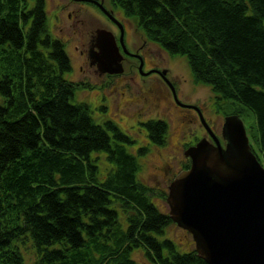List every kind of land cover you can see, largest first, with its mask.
<instances>
[{
  "label": "trees",
  "instance_id": "trees-1",
  "mask_svg": "<svg viewBox=\"0 0 264 264\" xmlns=\"http://www.w3.org/2000/svg\"><path fill=\"white\" fill-rule=\"evenodd\" d=\"M108 2L147 39L186 56L219 109L229 101L254 113L262 157L252 148L264 161V0ZM71 68L45 0H0V264H208L159 237L173 220L152 196L168 192L138 177L130 135L74 101L85 83L63 76ZM142 123L151 142H166L165 120Z\"/></svg>",
  "mask_w": 264,
  "mask_h": 264
},
{
  "label": "rangeland",
  "instance_id": "rangeland-1",
  "mask_svg": "<svg viewBox=\"0 0 264 264\" xmlns=\"http://www.w3.org/2000/svg\"><path fill=\"white\" fill-rule=\"evenodd\" d=\"M68 1L45 0V8L49 31L53 36L59 37L65 42V48L71 60L72 68L63 72V76L75 82H85L84 87L76 88L74 101H86L91 106L92 116L96 120L109 117L130 135L134 142L127 148L137 155L140 163L138 177L148 185L156 189H164L167 193L170 181L188 160L185 155L186 144H194L197 139L208 136L207 130L198 116H194L188 108L175 104L172 97L173 91L165 79L164 82H161L162 84L158 85L155 78H147L144 75L134 74L130 79L127 75L118 76L119 74H117L110 81L105 77L97 76L94 69L86 64L87 54L84 56L80 52L83 48L85 49V36L89 30L103 23L105 28L119 36L120 29L123 28L121 24L125 25L128 31L136 29L137 24L133 17L127 16L120 7L111 5L118 22L106 23L95 17L94 12L99 10L94 4L70 0L71 2L69 1V4L63 9V2L67 3ZM105 2L109 4L107 0ZM73 10H77L76 12L79 14L75 15L76 12ZM69 13L71 14L69 15ZM135 31L138 34L135 39L138 42H142L143 39L149 40V48L154 53V57L158 59V63L165 66V69H169L166 76L174 85L175 92L181 102L197 105L217 134L221 133L224 116L233 111L238 113L244 121L251 145L262 157L254 138L256 119L250 109H245L242 105L229 101L222 103L219 109L218 100L211 87L194 81L186 56L172 55L159 43L147 39L140 29ZM158 53H161L163 57H159ZM127 69L123 68L122 72ZM134 72L136 71L133 70L132 73ZM141 76L145 78H141ZM136 80H138L137 83H135ZM101 104L106 106V112L99 108ZM154 118L167 122L168 135L163 144L151 142L146 127L142 123ZM140 147L146 149L143 154L138 152ZM102 163L106 164L104 161ZM262 163L264 165V161ZM103 164L99 165L100 175H105L106 172L103 171ZM152 198L159 208L168 212L169 205L166 199L158 195H153ZM159 237L173 239L181 251L195 248L192 234L174 222L168 225L165 232ZM24 251L28 260L34 256L26 249ZM133 256L139 263L144 259L140 251H135Z\"/></svg>",
  "mask_w": 264,
  "mask_h": 264
},
{
  "label": "water",
  "instance_id": "water-1",
  "mask_svg": "<svg viewBox=\"0 0 264 264\" xmlns=\"http://www.w3.org/2000/svg\"><path fill=\"white\" fill-rule=\"evenodd\" d=\"M96 33L99 53L90 56L101 71L122 72L111 31L98 28ZM168 72L160 70L176 102L195 108L208 133L185 150L189 166L170 181L168 215L192 234L197 254L208 264H264V165L244 121L229 113L217 134L197 105L179 100Z\"/></svg>",
  "mask_w": 264,
  "mask_h": 264
},
{
  "label": "flooded vegetation",
  "instance_id": "flooded-vegetation-1",
  "mask_svg": "<svg viewBox=\"0 0 264 264\" xmlns=\"http://www.w3.org/2000/svg\"><path fill=\"white\" fill-rule=\"evenodd\" d=\"M69 1L67 3L63 2V5H64L63 9L69 4ZM72 1L79 2V3H81V2L92 3L99 10V11L94 12L95 17L100 18L101 20H104L106 23L118 22V19L116 18V15L114 14L113 7L110 5V3L109 4L106 3L105 0H72ZM99 1H101L102 4L98 3ZM73 11L76 12L77 10H73ZM101 13H102V15H101ZM70 14L71 13H69V15ZM78 14H79V12L75 13V15H78ZM125 23H126V19H125ZM121 26L123 28L120 29L119 36L116 33L113 34L112 31H111V33L114 36L115 41L119 47V52H120L121 57H122V59H121L122 64H123L122 66H123V68H128V69L124 72H108V71L104 72V71H101L99 69V68H101L99 66V62L95 61V59H93L90 56L91 51H93L95 53H99V49L95 46V44L97 42L96 41V34H97L96 30L98 28H105L103 23L101 25L97 26L96 28H91L89 30V32L87 33V35L85 36L86 46H85V49L83 48L80 52L84 56H85V54H87L88 60L85 57L86 64H88L90 68L94 69V72L97 73V76L105 77L108 81H110L114 77H116L117 74H119L118 76L127 75V77L130 79L133 78L134 74H136L138 76L139 75H144L145 77L147 76V78H152V79L155 78L156 79L155 81L158 85L161 82H164V78L160 74V70L162 68H165V66L159 64L157 61L158 59H156L154 57V53L149 48V40L143 39V41H142L143 43L141 41L138 42V40L135 39V37L138 35L135 30H137L138 28L131 29L130 31H128L125 25L123 26L121 24ZM105 29H107V28H105ZM123 45H125V49L123 48ZM76 48H77V46H76ZM158 56L163 57L161 53H158ZM133 70H135L136 72L132 73ZM147 71H151V72L146 74L145 72H147ZM145 77L141 76V78H145ZM137 82H138V80H136L135 83H137ZM82 83H85V82H82ZM172 97H173V100L177 106H180L183 108H188L194 116H196V117L198 116V118H199V114L195 108L183 106V105L179 104L178 102H176L173 95H172Z\"/></svg>",
  "mask_w": 264,
  "mask_h": 264
},
{
  "label": "bare ground",
  "instance_id": "bare-ground-1",
  "mask_svg": "<svg viewBox=\"0 0 264 264\" xmlns=\"http://www.w3.org/2000/svg\"><path fill=\"white\" fill-rule=\"evenodd\" d=\"M197 140H198V139H197ZM197 140H196V141H197Z\"/></svg>",
  "mask_w": 264,
  "mask_h": 264
}]
</instances>
